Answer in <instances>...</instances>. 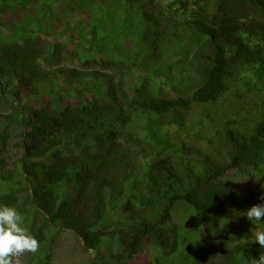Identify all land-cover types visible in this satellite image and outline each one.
Returning a JSON list of instances; mask_svg holds the SVG:
<instances>
[{
    "label": "trees",
    "instance_id": "trees-1",
    "mask_svg": "<svg viewBox=\"0 0 264 264\" xmlns=\"http://www.w3.org/2000/svg\"><path fill=\"white\" fill-rule=\"evenodd\" d=\"M155 2L0 0V101L12 114L0 112V206L40 242L30 264H48L43 246L66 232L86 252L115 240L126 257L115 264H250L264 253V221L238 213L264 204V0H173L157 16ZM188 43L191 57L172 63ZM165 72L179 77L162 84ZM235 97L249 120L228 116ZM166 118L188 126L181 141L168 144ZM231 171L259 192L232 190ZM114 207L129 223L109 221Z\"/></svg>",
    "mask_w": 264,
    "mask_h": 264
},
{
    "label": "rangeland",
    "instance_id": "rangeland-1",
    "mask_svg": "<svg viewBox=\"0 0 264 264\" xmlns=\"http://www.w3.org/2000/svg\"><path fill=\"white\" fill-rule=\"evenodd\" d=\"M155 1H156L155 5L151 7V9L149 10L152 11V14L156 16L159 15V13L165 12L167 9H169V5H171L173 2V0H155ZM192 49L193 48L191 46V43H188L186 49L179 51L178 56L173 57L171 59V62L176 63L180 61V59H188L192 55ZM190 71L191 70H188V73L185 75V80L189 85L196 81L194 75L190 74ZM178 74L179 72H176L175 74L165 72V75L160 79V81L162 82V84H165L167 77H171L173 75L179 77ZM219 105L223 107L224 102H220ZM224 109L226 110L228 116H242L245 120H249L250 118L249 115H247L246 113L247 112L246 109L241 107V103H239V99L237 97L227 102L224 106ZM0 112L6 115H12L11 108L5 106L1 101H0ZM164 121L168 127L164 128L165 130L164 132H162V134L166 138L168 144H173L178 141H181L183 137H185L188 130V126H185L186 124L180 121V119L173 122L171 125L167 124L169 118H166ZM221 124L222 122H218V126H220ZM212 132L213 130L210 131L211 134ZM17 135H18L17 133L13 132L14 140L11 142V146L9 148L11 155L16 160L19 159L20 157L18 141L17 138H15V136L17 137ZM226 181L229 184V187L232 190L237 191L239 194H244L246 191H248L249 194L255 195L256 193L259 192L261 188L260 183L242 181L237 175L236 171H231L226 177ZM2 191L4 192L5 195H9L11 193L10 188L7 184L2 187ZM260 199L261 196L256 197L255 200L252 199V204L257 203L258 201H260ZM249 201H251V198H249ZM248 203H244L241 210L238 212L240 213L239 218L243 219L245 217L243 213H246V211L248 210V207L250 206ZM108 219L113 224H118L121 222L129 223L128 221L129 215L124 214L123 211H120V209H118L117 207L112 208L111 212L108 214ZM175 222L177 224H180V226L184 228L185 231L189 234L194 233L196 230L197 223H195L191 219L177 218ZM262 230L263 229L259 231ZM181 247L186 248V244H184V241H181ZM43 249L49 250L51 254V260L48 262V264H90L91 261H93V264H100L98 260L100 257L106 258L108 264L120 263L126 260L125 254H123L122 252V248L115 242V240L113 239L106 240L97 253L86 252L84 251L82 243L79 240V238L71 232L60 234L55 239L54 243L49 245L48 248L47 247L45 248V246H43ZM184 254L185 253H183L182 256H184ZM34 256H36V253L23 256L21 258L22 264H30Z\"/></svg>",
    "mask_w": 264,
    "mask_h": 264
},
{
    "label": "clouds",
    "instance_id": "clouds-1",
    "mask_svg": "<svg viewBox=\"0 0 264 264\" xmlns=\"http://www.w3.org/2000/svg\"><path fill=\"white\" fill-rule=\"evenodd\" d=\"M243 215L252 223L264 221V204L251 206ZM255 243L264 248V231L256 232ZM39 248L40 242L24 226L21 213L15 207L0 206V264H22L23 256L35 254ZM250 264H264V253Z\"/></svg>",
    "mask_w": 264,
    "mask_h": 264
}]
</instances>
